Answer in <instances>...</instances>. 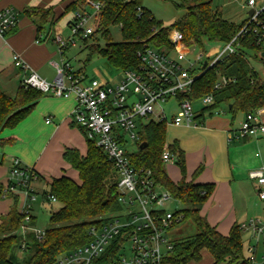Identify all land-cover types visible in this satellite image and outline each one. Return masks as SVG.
Segmentation results:
<instances>
[{
    "label": "trees",
    "instance_id": "16d2710c",
    "mask_svg": "<svg viewBox=\"0 0 264 264\" xmlns=\"http://www.w3.org/2000/svg\"><path fill=\"white\" fill-rule=\"evenodd\" d=\"M69 0L64 13L83 9L80 5L91 1L100 4V10L95 15L94 31L83 39H93L101 35L106 44L100 48L98 44L87 46L89 56L98 54L120 71L134 69L138 65L137 52L143 47L157 49L170 48L167 35L171 30L182 34L185 44L202 48L203 40L209 43L223 45L229 42L239 31L240 25L223 20L218 11L211 9L212 0H176L175 7L185 13L171 26L163 27L156 22L149 11L143 8L138 0ZM23 16L36 19V32L39 36L46 26H52L53 8H27ZM72 21L68 23V27ZM119 25L121 41L112 43L108 29ZM151 27L157 31L151 33ZM39 41V40H38ZM240 49L237 53L226 56L215 66L204 69L195 80L187 98L197 103L198 100L210 95L213 104L210 108H202L195 116L197 125L204 112L221 105L235 118L237 114H255L264 109V80L249 66L246 52L259 53L250 41L239 40ZM261 55V54H260ZM258 62L264 66V58ZM225 84L219 88L215 85L221 79ZM43 94L39 91L20 87L14 97H8L0 91V133L6 129L15 128L34 109ZM137 151L131 155V163L137 168L149 170L157 184L167 190L172 198L186 206L173 213L180 217V222H190L196 232L194 235L180 241L172 242V250L163 260L164 264H190L201 259V252L206 251L212 259L211 264H250L243 255L242 233L239 225L233 224L226 236L221 235L214 227L200 216V208L213 191V185L195 183L202 168L198 167L191 180L186 181V171L183 153L178 145L167 147L169 154L175 158L181 179L173 183L166 175L161 160L166 144V126L164 123H148L142 126L139 134ZM10 141L0 140V146ZM146 143L144 149L140 145ZM86 154L81 156L77 150L65 149L63 161L77 172L79 182L76 183L66 176L51 179L49 193L46 197L55 199L59 209L51 212L49 227L44 230L41 240L35 239L32 233L23 237L20 233L24 225V215L14 208L0 221V264H53L59 257L69 254L90 241L88 229L100 219L120 210L117 200V175L103 153L86 141ZM32 170V169H31ZM33 171V170H32ZM0 185V198H9L11 193L5 192ZM44 197V196H43ZM33 220V219H32ZM32 226L31 222L30 225ZM26 238L27 258L19 261L15 252ZM103 256L93 262L102 264Z\"/></svg>",
    "mask_w": 264,
    "mask_h": 264
},
{
    "label": "built area",
    "instance_id": "2783aa9c",
    "mask_svg": "<svg viewBox=\"0 0 264 264\" xmlns=\"http://www.w3.org/2000/svg\"><path fill=\"white\" fill-rule=\"evenodd\" d=\"M85 6H91L94 13L88 14L83 10L76 12L69 26L72 36L82 35L83 39L93 33L94 26L89 24L100 10V4L96 2L87 1ZM245 6L252 13L249 15L247 12L237 34L223 44L219 52L212 51L206 55L207 60L203 62L205 66L202 63L196 67L201 61V54L194 60L187 59L194 45L185 44L182 34L176 30H171L167 35L169 49L144 46L137 52V67L120 71L114 84L104 80L85 83L83 76L78 77L65 60L55 66L54 81L47 83L18 55H13L14 67L23 72L22 87L44 95L74 98L75 106L70 113L73 123L85 140L103 153L117 175L120 210L90 226V241L59 257L53 264H93L103 256L107 259L102 264H164V258L172 250V240L167 234L180 222V217H174L166 209L167 203L175 199L155 182L149 170L137 168L131 163L130 157L137 150L129 153L126 147L134 145L138 149L140 131L148 123H164L166 127L195 126L194 118L199 112L194 111L195 103L187 98L193 83L205 68H211L226 56L237 53L240 49L239 40L252 42L260 54L264 53V2L247 0ZM18 19L19 13L14 8H1L0 36L14 30ZM156 31L155 27H151V33ZM56 43L63 57L66 43L59 37ZM224 84L222 78L215 88ZM171 100L176 104V111H170L171 116L167 119L164 105ZM199 101L202 108H210L213 104L210 95L201 97ZM207 112L219 113L215 109L204 114ZM259 114L260 111L245 116L240 125L239 137L264 134V124L257 119ZM161 160L163 163L174 161L167 146L163 148ZM9 174L12 179L8 180L4 194L20 191L26 198L33 200L31 184L36 180L34 172L21 166L18 159H12ZM249 178L255 182L257 198L264 202V169L249 173ZM46 198L55 202L52 197ZM21 213L24 215V225L20 233L25 237L28 233L25 225L29 226L31 222L29 205H25ZM239 229L241 233H250L245 257L250 264H254L259 245L264 247V225L259 220L251 219L240 224ZM31 233L37 240L44 236V231ZM26 247V238H23L19 251H24Z\"/></svg>",
    "mask_w": 264,
    "mask_h": 264
},
{
    "label": "crops",
    "instance_id": "0c3cea01",
    "mask_svg": "<svg viewBox=\"0 0 264 264\" xmlns=\"http://www.w3.org/2000/svg\"><path fill=\"white\" fill-rule=\"evenodd\" d=\"M68 2L69 0H11L8 6L0 7V9L12 7L19 13L17 27L3 37L0 36V91L3 94L14 97L21 87L23 72L13 65L14 54L18 55L42 80L47 83L54 81L55 66H59L61 61L65 60V53L63 57L60 56L59 47L56 43V39L61 34V29L55 21L52 26H46L45 31L37 39L36 19L23 16L22 12L27 8L47 9L51 7L54 18L57 19L61 13H64ZM36 40L39 41L36 42ZM72 70L80 77L79 70L75 71L73 68ZM74 106L75 100L72 96L62 98L43 94L34 109L23 121L15 128L10 129L4 137L1 134L0 140L10 141V143L0 146V165H6L3 174L9 173L11 160L18 159L21 166L33 170L36 175L35 182L42 181L49 186L51 179L54 178L66 176L73 180L72 173L77 174V172H74L63 161L62 154L65 149H74L81 156H84L87 150L86 140L70 116ZM258 111L260 114L257 119L261 124H264V109ZM212 115L214 113L211 112L204 114L199 121L201 125H197L196 122L195 126L172 127L185 128L191 132L190 139L193 141L189 146H184L175 141L183 153L185 179L186 181L191 180L194 171L198 167L202 168L195 179V183L200 185L211 184L213 191L201 206L199 214L218 233L226 236L233 224L240 225L251 220L238 221L240 207L235 205V196L239 195L240 188L242 191V185L247 181L246 178L252 181L249 178V173L256 171V169L245 168L237 163L236 155L240 145L235 140L240 138V128H233V119L212 117ZM237 115L235 117L238 118L237 121L240 126L245 115L241 113ZM15 130L23 133L25 137L19 136ZM251 138L257 139L256 142H258L261 138L264 139V134L258 133L257 136ZM169 145L171 144L167 143L164 147ZM168 163L175 164V158L174 161ZM180 179L181 175L180 178L170 180L173 183H178ZM33 184H31V190L33 194H37L34 192ZM0 185L5 188L8 182L7 185L0 182ZM13 193H19L22 202L24 201L20 211L14 208L18 213H21L27 198L20 191ZM45 194L44 191L41 193L44 199ZM45 202L55 203L48 199H45ZM10 204L7 200L0 201V221L10 212ZM30 216L33 225L34 217L31 214ZM255 219L264 225V219ZM242 234L247 235L249 240L250 233Z\"/></svg>",
    "mask_w": 264,
    "mask_h": 264
},
{
    "label": "rangeland",
    "instance_id": "374dc122",
    "mask_svg": "<svg viewBox=\"0 0 264 264\" xmlns=\"http://www.w3.org/2000/svg\"><path fill=\"white\" fill-rule=\"evenodd\" d=\"M11 0H0V7L8 6ZM74 3L78 2L77 0H72ZM80 1V0H79ZM143 8L151 13L156 22L161 23L163 27L171 26L177 19H179L185 13L184 10H180L175 7L176 0H138ZM247 0H212L211 9L214 11H218L223 20L231 22L235 25H240L247 17L248 9L245 6ZM257 2H264V0H257ZM80 3V2H78ZM86 2L82 3L80 7H83V11L88 14H93L94 10L91 6H85ZM76 12H68L66 14H60L57 17V26L61 29L60 38L66 43V48L64 50L65 60L69 63V65L76 71H80V76H83L84 82L89 83L90 80H104L109 81L112 84L116 82V78L119 76L120 70L116 69L112 66L108 60L98 54H93L89 56V52L87 50V46L91 44H98L100 48H103L106 44L105 39L96 34L93 39L89 38L86 41L83 40L82 35L72 36L70 28L67 26V22L72 21ZM93 22V21H92ZM90 23L89 26L93 27L94 24ZM110 41L112 43H118L121 41V32L120 26L114 25L108 29ZM223 48L220 44L209 43L203 40L202 48L194 46L190 49L189 54L187 55L188 60H194L199 54L202 55L201 61L196 67H199L204 61H206V55L212 51L219 52ZM173 54V53H171ZM246 57L248 59L249 66L257 73L261 80H264V66L258 59L261 57L260 53L256 52H246ZM176 104L173 100L169 101V103L164 105V109L166 110L167 119L170 118L171 112L176 111ZM194 111L199 112L202 108L201 102L195 103ZM217 114L212 115V117H226L228 119H232V116L226 111L225 106L221 105L215 108ZM210 113V112H209ZM212 113V112H211ZM238 117V115H237ZM235 117L233 119V128H240L238 125V118ZM9 128L4 129L0 135L4 137L7 135ZM19 136L22 138L25 137L23 133L18 132ZM190 131L185 128H174L172 126L166 127V144H172L177 141L180 142L184 146H189L192 144V139H190ZM1 136V138H3ZM247 138V139H243ZM238 145H240L239 151L237 152V163L239 166H243L245 168H254L264 169V139H260L257 141L255 138L251 137H240L238 140H235ZM126 150L129 153L136 151V146L129 145L126 147ZM163 168L171 180H175L176 178H180L179 168L172 163H163ZM6 169V165H0V182L3 185H7L8 180L12 179L8 172L4 173ZM7 171V170H6ZM75 172V171H74ZM74 176L73 181L78 183L79 180L77 178L76 173H72ZM72 179V178H71ZM246 182L242 185V191L240 188V192L238 196H235V205H239L240 210L238 214V221H242L245 219H255L260 218L264 219V202L260 201L256 196V185L255 182H252L246 178ZM34 199H28L24 205H29L30 214L34 217V224L28 227L26 230L28 233L32 231H44L49 227V216L51 212H55L59 209V205L57 203H47L45 199L42 197L41 193H49V186H47L42 181H34L33 182ZM253 186L254 189H253ZM252 189V190H251ZM9 201L11 204L10 208H15L16 210H21L23 206L22 197L19 193H13L9 198H0V201ZM243 201V202H242ZM186 208V206L182 205L176 200H172L167 203L166 209L169 212L174 213L175 211ZM126 212V210H123ZM196 232L194 226L190 222H181L170 229L167 236L170 240L180 241L184 238L190 237L194 235ZM226 234V233H225ZM248 240V236L242 234L243 241V255L247 256L246 252V242ZM15 255L19 261H23L27 258V252L17 250ZM264 247L260 244L258 247L257 257L255 259L254 264H264ZM212 259L206 251L201 252V259L198 262H191L190 264H211Z\"/></svg>",
    "mask_w": 264,
    "mask_h": 264
},
{
    "label": "water",
    "instance_id": "95a60500",
    "mask_svg": "<svg viewBox=\"0 0 264 264\" xmlns=\"http://www.w3.org/2000/svg\"><path fill=\"white\" fill-rule=\"evenodd\" d=\"M252 13V11H249L248 14L250 15ZM261 57L264 58V53L261 54ZM203 66H205V63H203ZM146 147V143H142L140 145V149H144Z\"/></svg>",
    "mask_w": 264,
    "mask_h": 264
}]
</instances>
